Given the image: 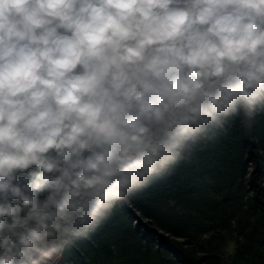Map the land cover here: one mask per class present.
<instances>
[{
	"label": "clouds",
	"instance_id": "clouds-1",
	"mask_svg": "<svg viewBox=\"0 0 264 264\" xmlns=\"http://www.w3.org/2000/svg\"><path fill=\"white\" fill-rule=\"evenodd\" d=\"M260 114L264 0H0V264L59 257Z\"/></svg>",
	"mask_w": 264,
	"mask_h": 264
},
{
	"label": "trees",
	"instance_id": "trees-1",
	"mask_svg": "<svg viewBox=\"0 0 264 264\" xmlns=\"http://www.w3.org/2000/svg\"><path fill=\"white\" fill-rule=\"evenodd\" d=\"M190 159L195 178L184 177L188 160L169 166L155 178L154 199L117 202L94 232L64 250L63 263L264 264V114L250 127L233 118ZM229 242L236 247L226 262Z\"/></svg>",
	"mask_w": 264,
	"mask_h": 264
},
{
	"label": "rangeland",
	"instance_id": "rangeland-1",
	"mask_svg": "<svg viewBox=\"0 0 264 264\" xmlns=\"http://www.w3.org/2000/svg\"><path fill=\"white\" fill-rule=\"evenodd\" d=\"M198 166L196 165V162L192 159H189L187 161V164L184 168V177L185 178H195L197 172H198ZM155 178L151 179V182L148 183L145 187L135 191L132 195H130L126 202L129 207H133L135 205H138L140 202H144L150 199L155 198V192H154V185H155ZM161 202V200H158ZM168 206L170 209H175L176 211H179L180 208L176 207L174 201H168ZM140 214V212H137ZM235 244L233 242H229L226 247V254L224 257V260L228 262L233 255L235 251ZM46 264H64L63 260H61V255L59 257H54L52 260H49L46 262ZM68 264V263H67Z\"/></svg>",
	"mask_w": 264,
	"mask_h": 264
}]
</instances>
